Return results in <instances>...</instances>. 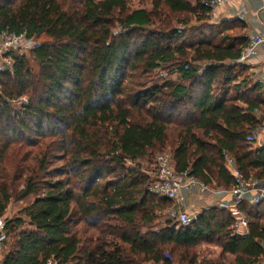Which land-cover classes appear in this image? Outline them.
<instances>
[{"label": "trees", "instance_id": "1", "mask_svg": "<svg viewBox=\"0 0 264 264\" xmlns=\"http://www.w3.org/2000/svg\"><path fill=\"white\" fill-rule=\"evenodd\" d=\"M204 1L0 0V33L29 41L28 57L4 56L10 72L0 62V218L32 199L5 221L3 264L263 263L264 200L235 206L242 236L215 205L185 227L159 222L172 202L148 191L156 155L168 152L176 172L213 189L233 188L225 152L264 184V143L245 141L264 87L239 93L243 39L189 42L210 21ZM157 69L177 81L155 74L126 93L128 78Z\"/></svg>", "mask_w": 264, "mask_h": 264}, {"label": "built area", "instance_id": "2", "mask_svg": "<svg viewBox=\"0 0 264 264\" xmlns=\"http://www.w3.org/2000/svg\"><path fill=\"white\" fill-rule=\"evenodd\" d=\"M229 0H209L202 2L205 9H208L211 14L219 7L226 4ZM25 34L2 31L0 33V62L10 70V60L4 56L10 50L21 49L28 45ZM264 45V33L261 35H251L247 39L246 45L241 49L238 58L234 61L235 64L245 65L248 61L257 55V50ZM187 67H185L186 69ZM261 83V80H258ZM25 103L26 99H19ZM259 131L264 132V124L260 127L252 129L245 137L247 143H255ZM225 165L229 168L233 178V188L230 191H222L213 189L205 183L199 181L188 170L176 172L173 164V156L170 153H162L156 156L153 171L150 173L152 182L148 187L150 194L165 198L172 202L173 209L170 212L171 219L175 220L177 225L185 227L192 221V218L185 211L182 200V195H193L204 199L208 196L229 193L232 197L231 202L220 201L215 204L220 208L231 210L232 217L235 219V227L240 231L242 236L247 234V221L245 217L238 211L235 206L240 202H246L249 205H254L264 200V188L262 184L256 180L245 178L244 175L236 168L234 160L228 153H223ZM9 240L6 236L5 219L0 218V264H3L4 255L7 252ZM47 264H55L49 262ZM264 264V261L263 263Z\"/></svg>", "mask_w": 264, "mask_h": 264}, {"label": "crops", "instance_id": "3", "mask_svg": "<svg viewBox=\"0 0 264 264\" xmlns=\"http://www.w3.org/2000/svg\"><path fill=\"white\" fill-rule=\"evenodd\" d=\"M207 25L206 32L208 35L206 40L215 41L216 39L215 42L217 43L222 36H228L230 38H241L247 43L249 36L264 33V0H229L210 14V21ZM240 66L246 68L247 78L244 81H242V78L237 79L236 84H240L239 89L241 90L239 93L250 88L253 84L264 87V45L258 48L257 55L251 58L247 64ZM258 80H261V83ZM254 114L260 120V127L264 124V110H258ZM263 143L264 132L259 131L253 147H259ZM181 200L188 215L194 217L202 209L215 205L220 201L231 202L232 197L229 193L208 196L204 199L181 194Z\"/></svg>", "mask_w": 264, "mask_h": 264}, {"label": "rangeland", "instance_id": "4", "mask_svg": "<svg viewBox=\"0 0 264 264\" xmlns=\"http://www.w3.org/2000/svg\"><path fill=\"white\" fill-rule=\"evenodd\" d=\"M207 28H208V25H204V26L197 25V27L193 29L194 31L189 30V33H191L190 36L192 38H194V39H190L189 34H188L187 37H188L189 42H195V41L201 40L202 38L206 39L207 35H208L206 32ZM47 39H48L47 37L42 36L38 39V41H44ZM28 45H29V43H28ZM28 45L24 46L22 49L20 47V49L18 50L20 53L25 54L27 57H28V55H27ZM31 67L33 70H36V67L34 65L31 64ZM158 72H159V74H158ZM155 74H157L158 77H159V75H164L165 79L177 81V75L175 73H171L167 70L160 71L159 69H157V70H154L152 72L147 73L146 75H142V76L139 75L140 76L139 81L137 78H135L136 75L131 76L130 79L128 78L127 79L128 81L126 83V93L132 94V93H136L138 90H142V89L146 88L148 85H150L149 83H151V82H149V80L154 81V79H155L154 75ZM21 103H23V102H21V100L13 99L10 101V106L13 109H18V107L21 106ZM168 153H170V152H168ZM142 166H143V170L146 172L147 171L149 172L151 169V167H150V169L147 170V165H145V164H142ZM31 202H32V199H28V200L23 201V202H13V201L10 202L8 204L5 212H4L3 218L5 219V221L13 218L18 213V211H20L22 208L26 207ZM172 209H173V204L169 208L164 209V210L160 211L159 213H157L156 216L159 217V219H158L159 222H162L166 219H169V220H172L174 223H176L175 220L171 219V216H170V212Z\"/></svg>", "mask_w": 264, "mask_h": 264}, {"label": "water", "instance_id": "5", "mask_svg": "<svg viewBox=\"0 0 264 264\" xmlns=\"http://www.w3.org/2000/svg\"><path fill=\"white\" fill-rule=\"evenodd\" d=\"M262 187L264 188V184H262Z\"/></svg>", "mask_w": 264, "mask_h": 264}]
</instances>
